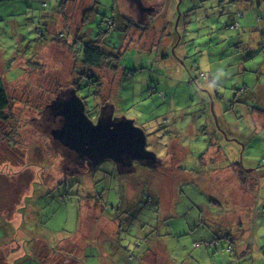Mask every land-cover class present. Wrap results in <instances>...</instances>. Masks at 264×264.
I'll return each instance as SVG.
<instances>
[{
	"label": "rangeland",
	"instance_id": "1",
	"mask_svg": "<svg viewBox=\"0 0 264 264\" xmlns=\"http://www.w3.org/2000/svg\"><path fill=\"white\" fill-rule=\"evenodd\" d=\"M248 1L181 0L176 33L179 0H143L146 21L128 0H0V264L7 247L25 264H264V118L247 111L263 109L250 97L264 52L236 51L229 26L264 20V0H252L257 17ZM91 40L110 58L89 70L79 56ZM71 88L95 123L106 105L135 121L160 164L120 174L67 157L47 106ZM232 164L253 170L246 185Z\"/></svg>",
	"mask_w": 264,
	"mask_h": 264
},
{
	"label": "water",
	"instance_id": "2",
	"mask_svg": "<svg viewBox=\"0 0 264 264\" xmlns=\"http://www.w3.org/2000/svg\"><path fill=\"white\" fill-rule=\"evenodd\" d=\"M128 1L135 6L142 16L141 19L145 21L150 7L146 6L143 0ZM180 4L181 0L177 5V32L181 17ZM47 109L51 110L55 117L52 125L55 144L67 157L72 156L78 164L81 163L80 165L90 171L95 170L105 160L113 161L120 174L134 172L135 163L155 168L161 162L155 152L147 149V135L143 128L136 126L135 121L124 116L115 117L114 107L106 105L95 123L87 116L86 105L77 95L75 88H71L67 93L61 92ZM103 109L113 110L109 115H105Z\"/></svg>",
	"mask_w": 264,
	"mask_h": 264
},
{
	"label": "trees",
	"instance_id": "3",
	"mask_svg": "<svg viewBox=\"0 0 264 264\" xmlns=\"http://www.w3.org/2000/svg\"><path fill=\"white\" fill-rule=\"evenodd\" d=\"M1 1H3V2H9V1H12V0H1ZM42 1H46V0H42ZM235 1V0H234ZM238 0H236V2H237ZM63 5H64V3H63ZM240 15H242L241 13H239V16ZM115 17V16H114ZM181 18V17H180ZM180 21V20H179ZM109 23H110V21H109ZM180 23V22H179ZM114 26H115V24H114ZM133 26H134V24H131V25H128L127 26V28H126V30L127 29H133ZM140 26V25H139ZM139 26H137V27H139ZM229 26H231V25H229ZM236 26H238V25H236ZM236 26H231V27H236ZM111 27L112 28H114L113 27V25H111ZM174 27H175V25H174ZM142 29H144V31H146V28L145 27H141ZM178 28H179V24H178ZM147 30H148V28H147ZM176 33H179V31L177 32V31H175ZM176 36V35H175ZM177 38V37H176ZM65 41V40H64ZM99 41V40H98ZM98 41H95V40H91V41H89V42H87L85 45H84V47L82 48V50H81V55L79 56V58H81L80 59V61L82 62V64L86 67V68H89V70L90 69H93V68H98V67H100V66H102L103 65V63H105V61H107V59H109L110 57H109V55H107L106 53H105V50L102 48V47H100V43L101 42H98ZM179 44V43H178ZM177 44V45H178ZM234 44V43H233ZM176 45V46H177ZM234 45H236L237 46V49H236V51H240V45H238V44H234ZM71 49H73L74 47H70ZM76 48H74V51H76L75 50ZM264 52V51H263ZM87 75V74H86ZM204 76H205V78H206V75L205 74H203ZM91 78V77H90ZM92 79V78H91ZM201 80H203V79H201ZM206 80H207V78H206ZM77 82H75V84H76ZM92 83H97V80L96 79H92ZM99 83V82H98ZM193 83H196L197 84V86H199L200 85V83H199V81L197 80V79H194L193 81H191V84H193ZM214 85V84H213ZM215 86V91L217 92L216 94H217V96H218V98H219V96H220V92H221V88L218 86V85H214ZM245 87V86H244ZM223 98V97H222ZM224 99V98H223ZM236 100H234V102H235ZM9 105H10V99H9V96H8V93H7V90H6V88H5V86H4V83H3V80H2V78L0 77V119H4V117H3V113H4V111L9 107ZM225 137L226 138H228V136L227 135H225ZM219 138H217V140H218ZM217 142L216 143H213V142H211L210 143V145H209V147L211 148V147H215V146H217ZM209 148V149H210ZM209 162H211V163H214L215 161L214 160H209ZM233 168H237L236 169V172H237V174H238V177H240V181H241V183L242 184H245L246 185V183H247V181L248 180H250V177H251V175L247 172V170L246 169H244V167H243V169H242V167L239 169V164H232L231 165ZM261 166H264V159H263V161H262V163H261ZM60 184H63V183H60ZM59 184V186H61ZM18 236V235H17ZM226 237H229V236H226ZM18 238L19 239H21V240H24L25 238L24 237H22V238H20L19 236H18ZM230 238V240H232V237H229ZM15 241H19V240H15ZM219 240L217 239V240H212L211 242H208V246H210V247H212V248H219ZM63 251V250H62ZM228 251H230V253H232V251H233V246H229V249H228ZM64 252V251H63ZM65 252H67V251H65ZM130 253H134L133 251L132 252H130ZM51 256H45V259L47 260V261H50L52 258H53V256H57L58 254H61L62 255V253H57V252H50L49 253ZM65 254V253H64ZM29 257H32V256H29ZM36 257V256H35ZM38 257V256H37ZM34 258V260H35V262L37 263V264H41L42 262H43V259H40L39 257L38 258ZM73 259H75L76 258V256L75 255H72L71 256ZM83 257H84V255H83ZM133 257V256H132ZM135 257V256H134ZM85 258V257H84ZM86 258H87V261L89 262V259H88V257L86 256ZM14 259V261H12ZM23 259H24V255L23 256H18V255H16V253H14L12 256H11V251H9V249H8V247H7V250H6V254H5V258H4V261L6 260V261H9L11 264H25V262L23 261ZM179 259V258H178ZM180 261L182 260V259H179ZM2 263H4V264H6L5 262H2Z\"/></svg>",
	"mask_w": 264,
	"mask_h": 264
},
{
	"label": "crops",
	"instance_id": "4",
	"mask_svg": "<svg viewBox=\"0 0 264 264\" xmlns=\"http://www.w3.org/2000/svg\"><path fill=\"white\" fill-rule=\"evenodd\" d=\"M234 1V0H233ZM236 1V0H235ZM243 1H247V0H243ZM248 2H251V7L252 8H255V5H254V3H252V0H249ZM247 2V3H248ZM264 5V3L263 2H260V4H259V6H263ZM255 10H256V17L259 15L260 16V14L258 13V11H257V9L255 8ZM241 14L242 15H238V17L240 18V17H242V18H244L245 17V13H242L241 12ZM241 18V19H242ZM260 20H262V19H260ZM257 21V24L253 27V26H250L251 24H250V21L247 19V23H246V27H245V29L243 30V28L242 27H244V26H242V21L240 20L239 22H237V20H233V21H230V25L231 26H236V25H238V26H236L237 27V29L239 28V31H241V33L238 35V38H237V43H235V39H231L230 40V42H233L234 44H238V45H240V47L241 46H244V45H247V44H249V45H251V44H254L255 42H257L258 44H260L259 45V47H260V50L261 51H264V20H262L261 22L259 21V18L256 20ZM256 27V29H255V31H254V28ZM261 31H263V32H261ZM255 32H256V34H255ZM247 33H252V35H249V36H246V34ZM261 33V34H260ZM253 34H255V36H253ZM248 39V40H247ZM233 44V46H235V50L237 49V46L236 45H234ZM239 47V48H240ZM261 69L262 68H260L258 71H261ZM262 76L264 75L263 73L261 74ZM259 79H262V77L260 76L259 77ZM245 80V78L243 79V81ZM213 85V84H212ZM215 85V84H214ZM213 85V86H214ZM214 88H215V86H214ZM254 89H257V91L256 92H252V95H251V99H252V101H257L258 102V100L260 101V103L263 105L262 107H263V109H259V108H254V109H247V111H248V114L250 115V117H251V119L253 120V123H255V121H256V118L257 117H262V118H264V84H260V80L258 81V83H257V85H255L254 86ZM244 90H246L245 88H244ZM238 96V95H237ZM225 97H227V94L225 93ZM225 99H227V98H225ZM224 99V101H226ZM249 107V106H248ZM262 122V121H261ZM258 129H259V131H263L264 132V123L262 122V125H259L258 126ZM262 132V133H263ZM219 141H220V139H218V144H217V146H215L214 148H216L215 150L217 151V154L215 155V156H217L218 157V155H220L221 154V148L219 147ZM221 145V144H220ZM253 145H252V143L250 142V143H248V144H245L244 146H243V151H246V150H248V149H251V148H253L252 147ZM220 151V152H219ZM263 157V156H262ZM249 162H251V161H255V157H254V155H249ZM263 159V158H262ZM253 163V162H252ZM261 163H262V161H261ZM254 165V164H253ZM253 171V170H252ZM251 171V172H252ZM250 173V172H249ZM242 255H245L244 253H242ZM4 258H5V254H4ZM1 261V260H0ZM5 263L6 264H10V262L9 261H6L5 260Z\"/></svg>",
	"mask_w": 264,
	"mask_h": 264
},
{
	"label": "flooded vegetation",
	"instance_id": "5",
	"mask_svg": "<svg viewBox=\"0 0 264 264\" xmlns=\"http://www.w3.org/2000/svg\"><path fill=\"white\" fill-rule=\"evenodd\" d=\"M140 17L142 18L141 15H140ZM146 20H147V18H146ZM146 20H145V21H146ZM69 90H70V89H68L67 91H61V92H65V93H67V92H69ZM58 94H60V93H58ZM107 106L109 107V106H111V105H107ZM112 110H113V109H103V112H104L105 115H109V114L112 112ZM114 112H115V109H114ZM82 167H83V165H82Z\"/></svg>",
	"mask_w": 264,
	"mask_h": 264
}]
</instances>
